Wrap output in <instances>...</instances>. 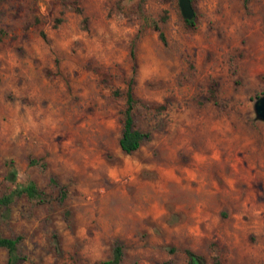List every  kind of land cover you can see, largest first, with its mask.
<instances>
[{"label":"rangeland","instance_id":"1","mask_svg":"<svg viewBox=\"0 0 264 264\" xmlns=\"http://www.w3.org/2000/svg\"><path fill=\"white\" fill-rule=\"evenodd\" d=\"M191 4L0 0V197L43 192L0 206L16 264H264V0Z\"/></svg>","mask_w":264,"mask_h":264},{"label":"trees","instance_id":"2","mask_svg":"<svg viewBox=\"0 0 264 264\" xmlns=\"http://www.w3.org/2000/svg\"><path fill=\"white\" fill-rule=\"evenodd\" d=\"M186 22L192 23V20L185 19ZM154 28L158 30L159 38L165 42V36L162 30H160L157 24H154ZM132 79L129 81L126 89V108L124 111V123L123 129L119 138L120 148L126 152L130 153L139 148L141 142L149 138V133L141 131L136 128L134 125L133 118V109L134 105L137 102L133 89H132ZM7 178L11 181H15L17 177V170L14 165L11 163L10 169L7 172ZM25 194L30 199H41L43 192L37 187L34 181L28 180L25 183L19 184L9 193L0 197V206L8 205L13 201L15 196ZM20 237L16 236L14 238L6 237L0 234V247H3L7 250L8 259L6 264H16L20 258L17 252V244ZM188 257V264H201L199 257L195 255L190 250L186 251ZM122 249L120 245H116L113 249V258L111 260L103 261L99 264H117L121 258Z\"/></svg>","mask_w":264,"mask_h":264},{"label":"water","instance_id":"3","mask_svg":"<svg viewBox=\"0 0 264 264\" xmlns=\"http://www.w3.org/2000/svg\"><path fill=\"white\" fill-rule=\"evenodd\" d=\"M181 14L184 19L190 20L194 16L191 0H178ZM256 117L264 121V94L258 96L254 101Z\"/></svg>","mask_w":264,"mask_h":264}]
</instances>
